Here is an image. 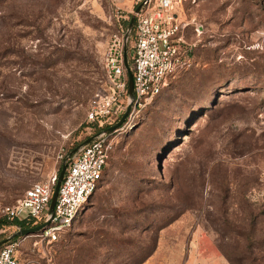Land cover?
Masks as SVG:
<instances>
[{
    "label": "rangeland",
    "instance_id": "obj_1",
    "mask_svg": "<svg viewBox=\"0 0 264 264\" xmlns=\"http://www.w3.org/2000/svg\"><path fill=\"white\" fill-rule=\"evenodd\" d=\"M121 4L0 0V204L96 134L88 103L137 7ZM186 14L191 65L115 134L72 226L53 242L24 238L17 264H141L156 252L157 264H264V0H195ZM16 232L0 226V245Z\"/></svg>",
    "mask_w": 264,
    "mask_h": 264
},
{
    "label": "built area",
    "instance_id": "obj_2",
    "mask_svg": "<svg viewBox=\"0 0 264 264\" xmlns=\"http://www.w3.org/2000/svg\"><path fill=\"white\" fill-rule=\"evenodd\" d=\"M194 1L135 0L141 6L138 11H129L135 23L130 57L132 95L128 92L124 66L129 32L119 25L105 54V86L93 95L86 111V124L106 128L82 145L68 161L64 159L67 167L52 212L49 205L56 174L30 185L13 203L0 204V219L40 223V230L29 235L48 242L55 241L60 231L72 226L99 186L114 147L115 134L138 121L140 112L168 86L170 78L191 65L195 44L187 41L185 35L194 19L187 16L186 4ZM194 25L198 33L199 25ZM127 109L121 125L108 131ZM26 237L9 239L0 247V264H17L16 252Z\"/></svg>",
    "mask_w": 264,
    "mask_h": 264
},
{
    "label": "water",
    "instance_id": "obj_3",
    "mask_svg": "<svg viewBox=\"0 0 264 264\" xmlns=\"http://www.w3.org/2000/svg\"><path fill=\"white\" fill-rule=\"evenodd\" d=\"M141 4H139L136 8H135V11H138L139 8H140ZM133 23H134V17L131 16L130 19H129V22H128V26H127V30L128 32L131 31L132 27H133ZM124 66H125V69H126V72H127V76H128V92L130 95H132V88H133V81H132V72H131V69L130 67L128 66V63H127V60H126V56L124 57ZM128 112V109L127 111L122 115V117L120 118V120L113 126L109 127L107 130L108 131H111L113 129H115L116 127H118L119 125H121V123L123 122L126 114ZM92 138V137H91ZM91 138L87 139L85 142H83L81 144L84 145L86 144L87 142H89L91 140ZM75 150L72 151V153H74ZM66 167H67V163L66 162H63L61 164V168H60V171H59V174L58 176L56 177V182H55V185H54V188H53V194H52V197H51V201H50V205H49V211L52 212L53 210V206H54V202H55V199H56V196H57V191H58V187L60 185V182L63 178V175L65 173V170H66ZM40 225L36 226V227H33V228H28V229H20L16 232L17 235H28V234H32V233H36L37 231L40 230Z\"/></svg>",
    "mask_w": 264,
    "mask_h": 264
},
{
    "label": "trees",
    "instance_id": "obj_4",
    "mask_svg": "<svg viewBox=\"0 0 264 264\" xmlns=\"http://www.w3.org/2000/svg\"><path fill=\"white\" fill-rule=\"evenodd\" d=\"M129 22V20H128ZM127 26H128V23H127ZM127 26L126 29H127ZM134 29H135V23H133V35H134ZM129 67H130V63H129ZM88 125V124H87ZM94 127V126H93ZM106 127H103V128H98V127H94V130L96 131V133H98L101 129H104ZM72 156H66L65 160L68 161ZM61 168V167H60ZM60 168L58 169V172H57V175L59 174V171H60ZM99 187V186H98ZM94 194V193H93ZM81 212V211H80ZM76 219V218H75ZM74 219V220H75ZM40 223H33L32 221H26V220H14V221H5L4 219H0V226H14L15 227V230H20V229H28V228H33V227H36L38 226ZM70 228V227H69ZM38 232V231H37ZM36 232V233H37ZM32 234H35V233H32ZM29 235V234H28ZM28 235H14L10 238H8L7 240H5L1 245L0 247L6 242L8 241L9 239H15V238H19V237H23V236H28ZM155 249V248H154ZM154 250L152 249L151 251H148L145 253V255L140 259V263L143 262L145 259H147L153 252Z\"/></svg>",
    "mask_w": 264,
    "mask_h": 264
},
{
    "label": "crops",
    "instance_id": "obj_5",
    "mask_svg": "<svg viewBox=\"0 0 264 264\" xmlns=\"http://www.w3.org/2000/svg\"><path fill=\"white\" fill-rule=\"evenodd\" d=\"M157 251V250H156ZM157 254V252L156 253H154V255L152 254V256L151 257H149L146 261H144L143 263H141V264H157L155 261H154V259H155V255ZM219 264H228L224 259L223 260H221V261H219Z\"/></svg>",
    "mask_w": 264,
    "mask_h": 264
},
{
    "label": "bare ground",
    "instance_id": "obj_6",
    "mask_svg": "<svg viewBox=\"0 0 264 264\" xmlns=\"http://www.w3.org/2000/svg\"><path fill=\"white\" fill-rule=\"evenodd\" d=\"M124 2H126V6H124V7H128V6H129L128 1H124ZM117 3H118L119 5H122V4H121V0H117ZM122 6H123V5H122Z\"/></svg>",
    "mask_w": 264,
    "mask_h": 264
}]
</instances>
